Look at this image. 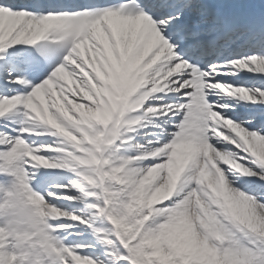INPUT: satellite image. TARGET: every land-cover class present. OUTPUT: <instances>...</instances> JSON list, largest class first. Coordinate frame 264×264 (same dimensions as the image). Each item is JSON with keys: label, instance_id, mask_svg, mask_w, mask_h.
Here are the masks:
<instances>
[{"label": "snow or ice", "instance_id": "6c2138e0", "mask_svg": "<svg viewBox=\"0 0 264 264\" xmlns=\"http://www.w3.org/2000/svg\"><path fill=\"white\" fill-rule=\"evenodd\" d=\"M0 105V264H264V0H0Z\"/></svg>", "mask_w": 264, "mask_h": 264}, {"label": "bare ground", "instance_id": "6f19581e", "mask_svg": "<svg viewBox=\"0 0 264 264\" xmlns=\"http://www.w3.org/2000/svg\"><path fill=\"white\" fill-rule=\"evenodd\" d=\"M69 103L72 104L73 106H75V101H69ZM113 104H115V103H113ZM80 107L84 108L85 110L87 108V106H83V105H81ZM74 110H75V108H74ZM92 116H93L94 119H97V120H105V119L109 118V113L106 110H99V111H95L92 114Z\"/></svg>", "mask_w": 264, "mask_h": 264}]
</instances>
